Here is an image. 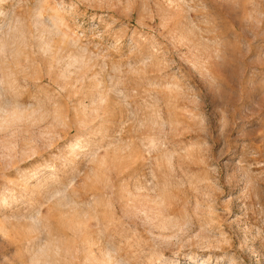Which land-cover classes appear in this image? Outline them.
Returning a JSON list of instances; mask_svg holds the SVG:
<instances>
[{
	"label": "rangeland",
	"instance_id": "374dc122",
	"mask_svg": "<svg viewBox=\"0 0 264 264\" xmlns=\"http://www.w3.org/2000/svg\"><path fill=\"white\" fill-rule=\"evenodd\" d=\"M0 264H264V0H0Z\"/></svg>",
	"mask_w": 264,
	"mask_h": 264
}]
</instances>
